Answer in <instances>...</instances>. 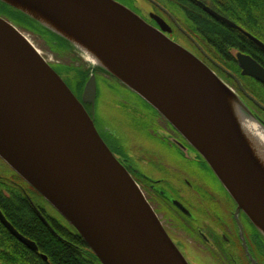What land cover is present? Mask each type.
<instances>
[{
	"label": "water",
	"instance_id": "water-1",
	"mask_svg": "<svg viewBox=\"0 0 264 264\" xmlns=\"http://www.w3.org/2000/svg\"><path fill=\"white\" fill-rule=\"evenodd\" d=\"M0 2L81 52V45L90 46L103 60L93 65L141 96L202 155L237 210L264 237V163L240 129L236 110L264 123L218 74L168 37L165 27H152L116 0ZM207 9L264 50L263 41ZM235 57L241 75L264 85V67L257 60L241 51ZM169 68L186 84L170 77ZM227 72L240 92L264 110ZM95 85L90 73L79 99L26 36L0 16V158L74 227L101 264H189L84 107L93 102ZM0 223L37 250L1 210Z\"/></svg>",
	"mask_w": 264,
	"mask_h": 264
},
{
	"label": "flooded vegetation",
	"instance_id": "flooded-vegetation-1",
	"mask_svg": "<svg viewBox=\"0 0 264 264\" xmlns=\"http://www.w3.org/2000/svg\"><path fill=\"white\" fill-rule=\"evenodd\" d=\"M116 1L138 14L152 27L158 29L165 27L164 33L168 37L193 53L219 76L221 73L228 77L236 87L235 79L227 71L239 79V75L245 76L240 74L241 69L235 57L237 49L233 47L215 49L213 40L205 38L203 36L205 32L199 29L203 23L219 22L226 25L207 9L227 17L219 11L218 0ZM0 16L10 21L2 13ZM229 65L237 71L230 69ZM68 84L70 86V83ZM70 87L73 90L72 86ZM74 93L77 95L75 91ZM237 93L248 104L246 101L248 98L238 91ZM77 97L81 99V96ZM84 107L90 114L93 112V108L87 103H84ZM93 121L95 124V119ZM168 126L170 136L165 133L167 129L162 127L159 129L161 130L159 140L168 147L166 153H159V159L155 160V170H150L148 162L144 159L138 160L135 164L118 159L133 175L139 186L145 184L148 188L149 197H145L169 236L189 264H264V237L247 215L242 210H237L236 202L202 155L174 127L170 124ZM95 127L112 152L124 157L125 152L115 151L96 124ZM117 137L119 138L118 134ZM165 139L169 142L165 143ZM14 184L20 190L22 198L37 206L22 183ZM37 207L48 222H51L42 209ZM162 210L170 214L168 219L174 223L171 228L159 216V211ZM182 231L185 234L180 233Z\"/></svg>",
	"mask_w": 264,
	"mask_h": 264
},
{
	"label": "rangeland",
	"instance_id": "rangeland-1",
	"mask_svg": "<svg viewBox=\"0 0 264 264\" xmlns=\"http://www.w3.org/2000/svg\"><path fill=\"white\" fill-rule=\"evenodd\" d=\"M0 13L9 18V20L32 41L40 54L53 67L60 71L62 77L66 79L67 83H70V86H72L78 96L82 95L89 74L93 73L95 75L96 85L94 100L93 102L86 101L85 103L93 108L91 114L93 119H95L97 128L101 131L103 137L110 141L111 147L114 148L115 151L118 152L119 150L125 152L123 154L124 157L115 154L117 158L123 159L126 163L131 164H135L138 160L144 159L148 162L147 166L150 167V170H155V160L159 159V153L165 154L168 147L160 142L159 134L161 130L159 129H161V127L167 129L165 133L170 136L171 134L168 131L170 130L168 126L170 123L141 96L133 90L128 89V87L110 73L93 65L91 61L86 59L85 55L80 50L67 40L64 39L65 41H63L58 39L57 34L39 23L27 21L16 10L2 2H0ZM220 77L236 92H240L232 80L221 73ZM240 80L243 83V80ZM246 101L250 105V108L253 109L254 113L264 120V111L251 100L246 99ZM147 120L151 121L152 125L146 131L144 122ZM117 134L121 141L117 137ZM169 139L171 140L170 137ZM167 142L169 141L166 140L165 143ZM0 175L5 176H2L4 181H0V193L3 194V197L9 198L12 189H17L14 182L22 183L25 186V191L32 196L34 203L42 209L51 222L56 225H61L69 231L71 230L68 226L71 224H69L38 191L20 177L1 158ZM140 186L144 195L149 197L148 188L145 184H140ZM161 208L162 207H160V209ZM159 216L168 227L171 228V226H173L174 223L170 222L168 219L170 214L167 213L166 210L159 211ZM180 233L185 234L183 231Z\"/></svg>",
	"mask_w": 264,
	"mask_h": 264
},
{
	"label": "trees",
	"instance_id": "trees-1",
	"mask_svg": "<svg viewBox=\"0 0 264 264\" xmlns=\"http://www.w3.org/2000/svg\"><path fill=\"white\" fill-rule=\"evenodd\" d=\"M218 9L264 42V0H218ZM17 12L27 21L37 23ZM199 29L205 32V38L213 40L215 49L233 47L250 54L264 67V50L235 28L215 22L203 23ZM229 67L237 71L231 65ZM239 77L245 89L264 104V86L252 78ZM1 180L4 178L0 176ZM0 210L20 233L37 245V250L29 249L0 223V264H101L71 225H68L69 231L53 222L45 223L28 199L22 198L19 189H12L9 198L0 193Z\"/></svg>",
	"mask_w": 264,
	"mask_h": 264
},
{
	"label": "bare ground",
	"instance_id": "bare-ground-1",
	"mask_svg": "<svg viewBox=\"0 0 264 264\" xmlns=\"http://www.w3.org/2000/svg\"><path fill=\"white\" fill-rule=\"evenodd\" d=\"M24 8H27L25 6H23ZM28 9V8H27ZM221 15V14H220ZM223 16V15H222ZM225 17V16H224ZM227 18V17H226ZM49 20V19H47ZM231 20V19H230ZM232 21V20H231ZM234 22V21H233ZM13 24V23H12ZM237 24V23H236ZM14 25V24H13ZM227 25V24H226ZM16 26V25H15ZM229 26V25H227ZM240 26V25H239ZM231 27V26H230ZM242 27V26H241ZM233 28V27H232ZM243 28V27H242ZM247 31V30H246ZM252 34V33H251ZM256 37V36H255ZM29 42L34 45L32 43V41L26 37ZM259 39V38H258ZM83 48L82 52L84 53L86 59H88L89 61H93L97 62L98 59L99 61L103 62L102 58L90 47L87 45H81ZM35 47V46H34ZM36 48V47H35ZM37 49V48H36ZM38 50V49H37ZM39 51V50H38ZM237 51H241V50H237ZM236 51V52H237ZM243 52V51H241ZM245 53V52H244ZM248 54V53H247ZM250 55V54H249ZM251 56V55H250ZM255 59V58H254ZM256 60V59H255ZM51 65V64H50ZM52 66V65H51ZM263 66V65H262ZM53 67V66H52ZM56 71H58L60 73V71L58 69H56L55 67H53ZM168 73L170 74V77L174 78L177 82H179L180 84H186L185 79L183 76L178 75V73H175V71H173L171 68H169ZM61 74V73H60ZM65 82L67 83L66 79L64 78ZM67 85L69 86V84L67 83ZM125 85V84H124ZM126 86V85H125ZM70 87V86H69ZM128 87V86H126ZM71 89V87H70ZM128 89H130L128 87ZM72 90V89H71ZM73 91V90H72ZM74 92V91H73ZM251 94V93H250ZM252 95V94H251ZM77 96V95H76ZM253 96V95H252ZM249 99V98H248ZM250 100V99H249ZM258 100V99H257ZM259 101V100H258ZM262 103V102H261ZM263 104V103H262ZM261 109V108H260ZM262 110V109H261ZM137 111V110H135ZM264 111V110H263ZM92 116V115H91ZM235 116L238 119V122L240 124V129L242 130L243 134L248 135L249 139L252 141H254V146L255 148V155L257 156L258 160L259 158L262 159L263 163H264V127L258 123L257 121H254L252 118H243V116H241L238 111L236 110ZM93 118V117H92ZM94 122V121H93ZM95 125V124H94ZM146 125V126H145ZM152 122L147 120L144 122V126L146 128V131L151 127ZM157 156V155H156ZM260 161V160H259ZM260 163H262L260 161ZM263 165V164H261ZM264 167V166H263ZM262 167V168H263ZM145 196V195H144ZM146 198V197H145ZM147 199V198H146ZM148 201V200H147ZM149 202V201H148ZM32 203V202H31ZM32 205L34 206L35 210L39 211L44 217L45 219L48 221V219L46 218V216L41 212V210H39V208L37 206H35L33 203ZM151 205V204H150Z\"/></svg>",
	"mask_w": 264,
	"mask_h": 264
}]
</instances>
